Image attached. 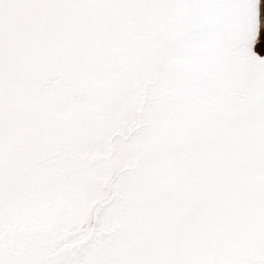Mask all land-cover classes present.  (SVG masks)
Here are the masks:
<instances>
[{"label":"snow or ice","instance_id":"obj_1","mask_svg":"<svg viewBox=\"0 0 264 264\" xmlns=\"http://www.w3.org/2000/svg\"><path fill=\"white\" fill-rule=\"evenodd\" d=\"M0 264H264L261 0H0Z\"/></svg>","mask_w":264,"mask_h":264},{"label":"rangeland","instance_id":"obj_2","mask_svg":"<svg viewBox=\"0 0 264 264\" xmlns=\"http://www.w3.org/2000/svg\"><path fill=\"white\" fill-rule=\"evenodd\" d=\"M262 3V15H264V0H261Z\"/></svg>","mask_w":264,"mask_h":264}]
</instances>
